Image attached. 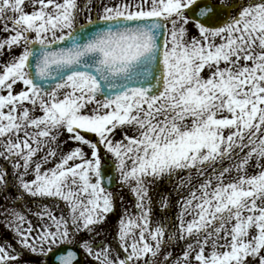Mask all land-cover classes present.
I'll use <instances>...</instances> for the list:
<instances>
[{
  "label": "snow or ice",
  "instance_id": "1",
  "mask_svg": "<svg viewBox=\"0 0 264 264\" xmlns=\"http://www.w3.org/2000/svg\"><path fill=\"white\" fill-rule=\"evenodd\" d=\"M0 217V264H264V0H0Z\"/></svg>",
  "mask_w": 264,
  "mask_h": 264
},
{
  "label": "rangeland",
  "instance_id": "2",
  "mask_svg": "<svg viewBox=\"0 0 264 264\" xmlns=\"http://www.w3.org/2000/svg\"><path fill=\"white\" fill-rule=\"evenodd\" d=\"M193 31H195V29H193ZM124 195H125L126 200L131 201L132 197L127 192L126 189L124 190ZM4 233H6V229H4V227H3V217H0V234H4ZM8 235L10 236V234H8ZM176 251H178V249Z\"/></svg>",
  "mask_w": 264,
  "mask_h": 264
}]
</instances>
